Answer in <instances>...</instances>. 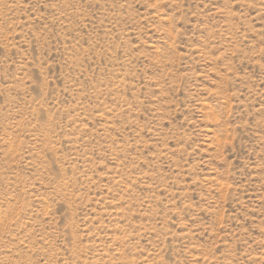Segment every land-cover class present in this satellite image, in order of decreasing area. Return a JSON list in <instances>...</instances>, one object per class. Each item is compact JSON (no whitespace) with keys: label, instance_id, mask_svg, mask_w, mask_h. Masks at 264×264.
<instances>
[{"label":"rangeland","instance_id":"1","mask_svg":"<svg viewBox=\"0 0 264 264\" xmlns=\"http://www.w3.org/2000/svg\"><path fill=\"white\" fill-rule=\"evenodd\" d=\"M0 264H264V0H0Z\"/></svg>","mask_w":264,"mask_h":264}]
</instances>
